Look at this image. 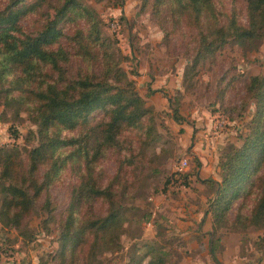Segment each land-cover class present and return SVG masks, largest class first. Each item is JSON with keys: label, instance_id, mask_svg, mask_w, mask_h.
I'll return each instance as SVG.
<instances>
[{"label": "trees", "instance_id": "obj_1", "mask_svg": "<svg viewBox=\"0 0 264 264\" xmlns=\"http://www.w3.org/2000/svg\"><path fill=\"white\" fill-rule=\"evenodd\" d=\"M240 1L244 22L234 7L223 12L216 0H141L140 8L149 7L165 34L182 24L195 29L194 68L229 39L263 35L264 0ZM31 14L36 24L25 30L20 20ZM111 48L98 16L80 0H4L0 7V98L27 113L37 141L23 155L15 146L0 147V223L22 230L38 199L44 219L50 218V186L67 167L75 178L59 221L60 264H76L79 254L96 247L118 249L119 197L135 175L140 146L152 137V110ZM244 91L254 111L241 142L219 166L221 181L209 205L218 228L264 226V72L246 77ZM170 110L174 120L181 118L175 104ZM105 159L113 161L111 174Z\"/></svg>", "mask_w": 264, "mask_h": 264}, {"label": "rangeland", "instance_id": "obj_2", "mask_svg": "<svg viewBox=\"0 0 264 264\" xmlns=\"http://www.w3.org/2000/svg\"><path fill=\"white\" fill-rule=\"evenodd\" d=\"M80 1L98 16L117 67L133 79L135 90L152 110L154 126L152 137L133 160L135 175L119 197L118 249L96 247L92 253L79 254L76 264H264V226L218 228L209 211L213 189L221 181L220 163L230 147L241 142L254 111L244 83L249 75L264 72V32L250 41L229 39L191 68L195 29L182 24L165 34L149 7L140 8L141 0ZM3 4L0 0V7ZM216 4L223 12L234 7L244 22L242 1ZM36 18L27 15L20 23L30 30ZM68 29L67 24L64 30ZM168 96L177 106L179 120L171 116ZM35 130L24 110L17 106L15 110L0 98V147L15 146L23 155L37 142ZM183 158L184 187H167ZM103 167L107 174L114 171L111 159H105ZM74 178L66 167L50 186L55 207L50 218L44 219L38 199L22 230L0 223V264H60L55 260L59 221Z\"/></svg>", "mask_w": 264, "mask_h": 264}, {"label": "built area", "instance_id": "obj_3", "mask_svg": "<svg viewBox=\"0 0 264 264\" xmlns=\"http://www.w3.org/2000/svg\"><path fill=\"white\" fill-rule=\"evenodd\" d=\"M186 165V160L181 159L175 167V170L171 173L167 187L175 186L177 188H183V170Z\"/></svg>", "mask_w": 264, "mask_h": 264}, {"label": "crops", "instance_id": "obj_4", "mask_svg": "<svg viewBox=\"0 0 264 264\" xmlns=\"http://www.w3.org/2000/svg\"><path fill=\"white\" fill-rule=\"evenodd\" d=\"M195 152H196V151H195ZM200 159H203V157H200ZM200 171H202V170L200 169ZM200 171H199V172H200Z\"/></svg>", "mask_w": 264, "mask_h": 264}]
</instances>
